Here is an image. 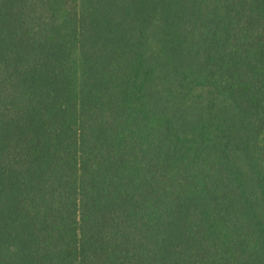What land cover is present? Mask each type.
Masks as SVG:
<instances>
[{"label":"trees","instance_id":"obj_1","mask_svg":"<svg viewBox=\"0 0 264 264\" xmlns=\"http://www.w3.org/2000/svg\"><path fill=\"white\" fill-rule=\"evenodd\" d=\"M23 5L1 8L0 264H264V0Z\"/></svg>","mask_w":264,"mask_h":264},{"label":"crops","instance_id":"obj_2","mask_svg":"<svg viewBox=\"0 0 264 264\" xmlns=\"http://www.w3.org/2000/svg\"><path fill=\"white\" fill-rule=\"evenodd\" d=\"M12 0H0V23L1 24H9V23H17L15 21H17L18 16H19V11H15L14 13H10V12H3L1 10L2 8V4L3 3H7V2H11ZM24 2L23 5V10H24V17L26 18L25 21H28V10L29 9H33L37 12L36 7H35V0H22ZM16 17V18H15ZM61 19V12H58V20ZM28 22H33V21H28Z\"/></svg>","mask_w":264,"mask_h":264}]
</instances>
